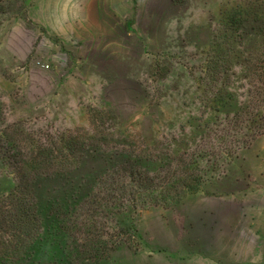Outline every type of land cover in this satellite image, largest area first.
<instances>
[{
	"label": "rangeland",
	"instance_id": "1",
	"mask_svg": "<svg viewBox=\"0 0 264 264\" xmlns=\"http://www.w3.org/2000/svg\"><path fill=\"white\" fill-rule=\"evenodd\" d=\"M85 152L106 180L48 207L50 263L169 264L198 200L264 188V0H0V200Z\"/></svg>",
	"mask_w": 264,
	"mask_h": 264
},
{
	"label": "trees",
	"instance_id": "2",
	"mask_svg": "<svg viewBox=\"0 0 264 264\" xmlns=\"http://www.w3.org/2000/svg\"><path fill=\"white\" fill-rule=\"evenodd\" d=\"M90 163L85 152L71 165H77L74 168L80 172L73 176L71 171H58L61 166L53 160L33 159L27 164L31 171L16 176V186L0 200V229L8 236L7 241L1 238L0 250L2 247L11 250L10 254L0 256V264H5L3 261L8 259L17 264L28 260L32 264H55L49 262L48 244L51 232H48L46 210L48 207H59L60 204L64 205L63 208L69 205L70 208L65 211L73 212L79 205H83L82 208L92 206L96 197L95 182L106 178L99 176L101 172L92 171L95 168ZM111 166L110 161H104L102 172L106 174ZM37 168L43 172L35 173ZM122 195L124 196V192ZM129 196L134 202L136 193H129ZM58 219L61 220L56 216L55 222ZM89 245L87 242L83 243L84 248ZM60 251V257L64 260L66 249L61 246Z\"/></svg>",
	"mask_w": 264,
	"mask_h": 264
},
{
	"label": "crops",
	"instance_id": "3",
	"mask_svg": "<svg viewBox=\"0 0 264 264\" xmlns=\"http://www.w3.org/2000/svg\"><path fill=\"white\" fill-rule=\"evenodd\" d=\"M250 194L198 200L169 264H264V188Z\"/></svg>",
	"mask_w": 264,
	"mask_h": 264
},
{
	"label": "built area",
	"instance_id": "4",
	"mask_svg": "<svg viewBox=\"0 0 264 264\" xmlns=\"http://www.w3.org/2000/svg\"><path fill=\"white\" fill-rule=\"evenodd\" d=\"M42 66H44V65H42ZM45 67L48 68V65H46Z\"/></svg>",
	"mask_w": 264,
	"mask_h": 264
}]
</instances>
